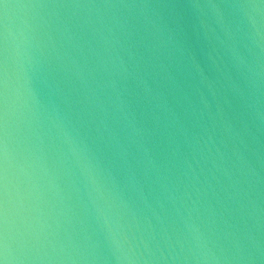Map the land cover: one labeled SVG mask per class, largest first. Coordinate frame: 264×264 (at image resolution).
I'll list each match as a JSON object with an SVG mask.
<instances>
[{
    "label": "water",
    "instance_id": "water-1",
    "mask_svg": "<svg viewBox=\"0 0 264 264\" xmlns=\"http://www.w3.org/2000/svg\"><path fill=\"white\" fill-rule=\"evenodd\" d=\"M0 264H264V0H0Z\"/></svg>",
    "mask_w": 264,
    "mask_h": 264
}]
</instances>
